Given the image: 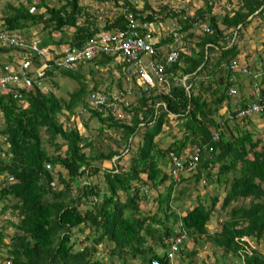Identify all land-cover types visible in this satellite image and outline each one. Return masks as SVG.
<instances>
[{
	"label": "trees",
	"instance_id": "16d2710c",
	"mask_svg": "<svg viewBox=\"0 0 264 264\" xmlns=\"http://www.w3.org/2000/svg\"><path fill=\"white\" fill-rule=\"evenodd\" d=\"M95 1L106 12L99 11L101 19L81 0H25L27 6L2 0L1 27L16 30L26 42L36 40L50 55L0 45L6 62L14 64L15 57L24 63V85L0 91V217L13 230L8 235L0 229V264H105L95 256L104 243L115 264H169L164 250L151 249L181 232L194 242L203 235L222 259L264 264V143L247 127L264 109L239 113L264 99V63H249L251 53L248 61L239 58L251 37L246 33L251 20L264 25V0L234 5L201 0L191 2V14L161 1L155 7L146 0L140 7L134 0ZM160 18L169 19L174 29L166 35L156 30L163 35L153 55L140 50L129 58L119 49L100 47L105 33L141 36ZM86 47L100 49L70 67L60 64L64 48L75 53ZM171 50L176 58L166 63ZM149 61L163 67L160 81L153 77L152 85L138 81L139 64ZM6 62L0 60V69ZM42 62L45 67L37 71ZM235 71L252 72L253 92L233 101ZM55 73L76 83L67 98L55 93ZM113 90L114 108L90 107V95ZM221 107L225 114L218 113ZM168 114L178 124L176 132L166 128L171 140L163 146L154 137L164 132ZM195 143L199 151L193 160ZM174 161L181 165L175 177ZM189 162L195 163L191 170ZM200 181L204 192L193 198L188 183L196 190ZM149 200L156 202L153 211L142 206ZM182 201L192 204L178 216L173 206ZM220 216L208 233L209 220ZM242 236L253 244H238L235 238ZM180 246V254L193 256L185 238ZM219 259L216 255L208 264Z\"/></svg>",
	"mask_w": 264,
	"mask_h": 264
},
{
	"label": "rangeland",
	"instance_id": "374dc122",
	"mask_svg": "<svg viewBox=\"0 0 264 264\" xmlns=\"http://www.w3.org/2000/svg\"><path fill=\"white\" fill-rule=\"evenodd\" d=\"M16 1L17 0H13L14 3ZM18 1H22V3L25 4L26 6L28 5V4H26L25 0H18ZM46 1L49 4L55 3V0H46ZM134 1L136 2L137 7H140L142 0H134ZM146 1L152 7H155L157 2L161 1V4L166 3L169 6L171 5V8L176 9L177 11H178V9L181 8V6L186 5L184 2L186 0H146ZM236 1L237 0H231V4L234 5ZM81 2L84 3V5L88 4L89 7L96 8L97 10L89 11V12L93 13L94 15H96L99 18H100L99 11H104V13H106L105 10H103L102 5L100 3H97L95 0H81ZM191 2H193L194 4H196V3L199 4V3H201V0H188L187 6L184 7L185 9L183 8L186 11V14L192 13V7L193 6L190 4ZM2 6H3V3H1V5H0V11L3 9ZM40 10L42 11L43 9H40ZM219 10L220 9H218V8L214 9L213 13H218ZM0 16H1V12H0ZM167 20H169V19H167ZM100 23L102 24L101 21H100ZM164 25H166L167 27H173L171 25L170 21H168V23H166ZM256 25H261V27L254 29V26H256ZM246 33L251 37H250V39H246V41H244L245 45H244V47H242L243 52H242V55L239 57L240 62L242 63L244 61H248V59L245 60V56L249 55L251 53L249 55V61H248L249 63H251L252 60H255V59L264 63V25L262 24L261 20L260 19L251 20V22L249 23V25L246 29ZM247 41H248V43H247ZM184 42L186 44V41H184ZM6 58H7L6 54H4L3 52H0V60L3 59L6 62V60H7ZM146 60H147V57L143 56L142 61L146 62ZM6 64H9V63L6 62ZM235 72H238V73H234L232 75L233 88L235 89V91L233 90V92H231V94H230L232 97H234L233 101L238 100L236 98H239V96H241L239 94H243V96L244 95L247 96L250 92H253V88L250 84L251 83V77H250L251 74L250 73H252V72H250V73H247V72L241 73L239 71H235ZM102 73H103L102 76L104 77L106 75V73L105 72H102ZM51 79H53L57 83V88L55 89V93L57 94V96H60V97L67 98V93H69L70 91H72L76 87V83L72 78L65 76V75H61L60 73H55L54 75H52ZM224 112H226L224 107H221L218 111L219 114L220 113L225 114ZM168 116H169V119L166 122H164V127H165L164 132L159 133L158 135H156L154 137V139L156 141H161L163 146L165 145V143L167 141L171 140V137L166 134L167 130H168L166 128H169V130L173 133V132H176L177 124H178V120H175L173 118V115H168ZM90 122L95 123L93 118L90 119ZM235 122H239V121L237 120ZM252 122H253V127L249 126V125H247V127L249 129H251V131H253V134H252L253 138H260L262 143H264V115L260 116L259 118L255 115L252 116ZM76 124H79V122H77V120H76ZM80 130H81V128H80ZM137 140L138 141L141 140L140 134L133 136L132 148L135 147V142ZM247 156H249V155H247ZM98 176H100V172L98 173ZM188 187H189V191L192 195L191 197H194L195 193H199V194L203 193L201 181H200V183L196 184V190L191 189L192 188L191 183H188ZM147 194L150 198L153 197L149 191H147ZM192 200L193 199H191L190 201H192ZM155 203H156L155 201L149 200L146 203H142V206L146 207V209H148L149 211H153L154 207H155ZM190 204H192V203L187 202V201H182L180 204L177 205V207L173 206V209H174L173 212H175L177 214L181 212L183 214L184 212H186V207L189 206ZM216 206L218 207L219 203H217ZM4 217L3 216L0 217V229H3L4 232L9 235L13 230L10 228L9 225L5 227L6 223H4L3 219H1ZM220 218H222V216H220L218 218H212L214 220H212L211 223H214L215 221H219ZM86 233H87V230H84L82 234H77V235L82 236ZM3 240L6 242L7 238L4 237ZM259 244H261V243L258 242V245ZM254 245H256L255 241H254ZM185 249L189 250V251L194 250L195 252L191 258L188 257L187 253H185V254L181 253L178 255L175 254L173 260L178 261V264L214 263V257H216V255H218V258H220L219 259L220 261L218 260L217 264H226V263L227 264H235V260H236L235 258L225 257L224 259H222L221 257H219L220 250H217L216 254L214 255L211 251V245L205 244L204 242H199V244L193 245L190 240H187ZM151 250H153V251L155 250L154 252L157 253V252H161V251L165 250V247L164 246L161 247L160 245H154L153 249H151ZM97 251L98 252H96L95 256H97L99 259L103 260L105 262V264H115L116 263L115 258L111 259V257L108 254L107 244L104 243V244L99 245L97 247ZM0 256H2L1 253H0ZM0 260H1V258H0Z\"/></svg>",
	"mask_w": 264,
	"mask_h": 264
},
{
	"label": "built area",
	"instance_id": "2783aa9c",
	"mask_svg": "<svg viewBox=\"0 0 264 264\" xmlns=\"http://www.w3.org/2000/svg\"><path fill=\"white\" fill-rule=\"evenodd\" d=\"M127 19L130 20V16H127ZM125 34L122 31H117L114 33V35H109L105 33L101 37V43L100 46L103 51H115L116 49L121 50L122 53L127 55L129 58H135L136 52L142 50L143 53H146L148 55L154 54V39L149 35V33H145L143 36H135L134 32H128ZM0 43L12 45L19 49H26L27 51L34 52L36 55H43V58L46 57L48 50L46 47H38L37 41L32 39L26 42L21 36L16 34H11L5 31L0 30ZM98 47V46H97ZM94 49L92 51L91 48L86 47L83 51L80 52H69L68 48H64L63 51L65 52L64 56L60 59V64L64 66L70 67L69 63H73V61L79 59L83 60L88 55H92L94 51H97L100 48ZM50 55V54H49ZM176 58V52L171 50L166 54L165 62H171ZM22 59L24 57L22 56ZM17 66H13L11 64L4 65L0 70V91L8 90L9 86L11 84L16 85H24L21 83L22 77L21 69L23 67L22 64L23 61L20 60L17 62ZM235 65L233 64V67ZM45 67V62H42L40 66L38 67L37 71ZM162 64L161 63H154L153 61H149L147 65H140L138 67V81L145 82L149 85H152L153 80L152 78L155 77L157 81H160L159 72L162 70ZM116 93L117 91H114L110 94V96L107 93H94L90 95L88 103L91 108H94L98 111H102L106 108H114L115 102H116ZM260 109H264V99L262 103L259 105L258 103L252 102L248 104L246 107L241 109L239 111L240 114H249L254 112H259ZM178 163H176L177 165ZM156 263V262H154Z\"/></svg>",
	"mask_w": 264,
	"mask_h": 264
},
{
	"label": "clouds",
	"instance_id": "9594fccd",
	"mask_svg": "<svg viewBox=\"0 0 264 264\" xmlns=\"http://www.w3.org/2000/svg\"><path fill=\"white\" fill-rule=\"evenodd\" d=\"M185 2V4L186 5H184V6H181V8H184L185 6H187V4H188V0H186V1H184ZM1 3H2V0H0V5H1ZM191 4V3H190ZM171 6V5H170ZM185 9V8H184ZM166 20L167 19H159V21L156 23V24H152V25H150V29H149V31H146V32H144L141 36H143L145 33H149V32H153V35H151V37L154 39V43H153V45L156 43V41L158 40L157 38L158 37H161V35L156 31V30H158V29H162V30H164V31H167V29L168 28H170V31L169 32H171V31H173V27H167L166 25H164V24H166ZM163 25V26H162ZM0 30H2V31H5V32H8V33H11V34H16V35H19V36H21L16 30H14V31H6L5 29H3L2 27H1V25H0ZM151 30V31H150ZM172 35L174 36V33L172 32ZM22 37V36H21ZM1 45H7V44H2V43H0ZM9 46V45H8ZM174 51V50H173ZM176 52V51H175ZM177 54V53H176ZM165 57H166V55H165ZM14 62V64H12V63H10L11 65H13V66H17L18 64H17V62H18V60H17V58L16 59H14L13 60ZM9 65V64H8ZM114 91H116V90H113V92ZM105 93H107V92H105ZM112 92H109V93H107V94H111ZM168 115H172V114H168ZM169 117V116H168ZM217 137V135L216 134H214V138H216ZM192 152H191V159H195L196 158V155H197V153H198V148H199V146H197L196 145V143L195 144H193L192 146ZM175 162V166H174V168L172 169V174H173V177H175L176 175H177V172H179V170L181 169V165L178 163V162H176V161H174ZM176 163H178L177 165H176ZM195 165V163L194 162H189L188 164H187V168L189 169V170H191L192 168H193V166ZM204 192V191H203ZM194 198V197H193ZM194 204V203H193ZM175 213V212H174ZM185 213V212H184ZM183 213V214H184ZM175 214H177V213H175ZM181 212L180 213H178L177 215L178 216H181V215H183ZM214 220V219H213ZM212 221V220H211ZM211 221L209 220V222L207 223V232L208 233H213V231L216 229V223H217V221H216V223L214 224V223H211ZM177 225H179V223L177 222L176 223ZM177 227V226H176ZM176 231V230H175ZM177 232V231H176ZM200 238L197 240V242H194L193 241V239L192 238H190V236H187V235H185V233L184 232H181V235H179L178 237H176V238H174V239H167V238H165V240H164V247H165V253H166V257H168L169 259H170V263L169 264H178V261H176V260H173V258H174V255L175 254H180L179 253V250L177 249V248H180V249H182L181 248V246H180V239H184L185 238V245H186V241L187 240H190L191 242H192V244L193 245H196V244H199V242H204L205 244H209V242L208 241H206V240H204V236L202 235V236H199ZM264 237H262L261 239H263ZM240 240H242V241H245V242H247L250 246L253 244V240L251 241L249 238H247L246 236H242L241 238H235V241L238 243V244H240L241 242H240ZM261 244H259V246H260ZM188 252H191V251H189V250H187ZM246 251V250H245ZM244 252V251H243ZM239 259H240V261H241V264H244L243 263V257H239ZM236 261L237 260H235V264H236Z\"/></svg>",
	"mask_w": 264,
	"mask_h": 264
},
{
	"label": "crops",
	"instance_id": "0c3cea01",
	"mask_svg": "<svg viewBox=\"0 0 264 264\" xmlns=\"http://www.w3.org/2000/svg\"><path fill=\"white\" fill-rule=\"evenodd\" d=\"M166 23H168V20H166ZM169 31H170V28H168L167 31H166L165 33H163V34L166 35ZM163 34H162V35H163ZM162 35H161V36H162ZM0 45H1V44H0ZM14 59H16V58L13 57V60H14ZM17 60H18V59H17ZM18 61H20V60H18ZM4 65H7V64H4ZM4 65H3V66H4ZM3 66H2V67H3ZM0 70H1V69H0Z\"/></svg>",
	"mask_w": 264,
	"mask_h": 264
}]
</instances>
